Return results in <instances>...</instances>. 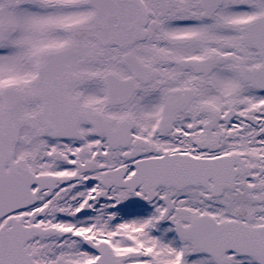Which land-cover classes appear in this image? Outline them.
I'll return each mask as SVG.
<instances>
[{
  "label": "snow or ice",
  "instance_id": "6c2138e0",
  "mask_svg": "<svg viewBox=\"0 0 264 264\" xmlns=\"http://www.w3.org/2000/svg\"><path fill=\"white\" fill-rule=\"evenodd\" d=\"M0 264H264V0H0Z\"/></svg>",
  "mask_w": 264,
  "mask_h": 264
}]
</instances>
